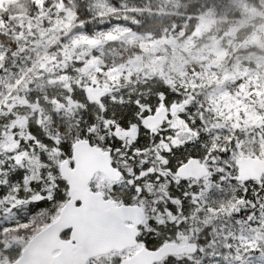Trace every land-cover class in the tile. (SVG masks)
I'll return each mask as SVG.
<instances>
[{
    "label": "snow or ice",
    "instance_id": "snow-or-ice-1",
    "mask_svg": "<svg viewBox=\"0 0 264 264\" xmlns=\"http://www.w3.org/2000/svg\"><path fill=\"white\" fill-rule=\"evenodd\" d=\"M0 264H264V0H0Z\"/></svg>",
    "mask_w": 264,
    "mask_h": 264
}]
</instances>
